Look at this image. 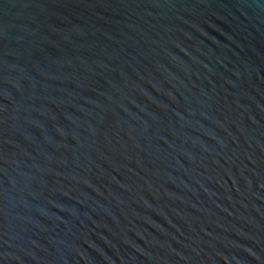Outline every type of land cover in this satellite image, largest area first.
Instances as JSON below:
<instances>
[{"label": "water", "instance_id": "water-1", "mask_svg": "<svg viewBox=\"0 0 264 264\" xmlns=\"http://www.w3.org/2000/svg\"><path fill=\"white\" fill-rule=\"evenodd\" d=\"M0 264H264V0H0Z\"/></svg>", "mask_w": 264, "mask_h": 264}]
</instances>
